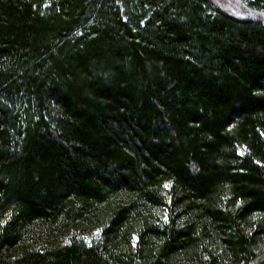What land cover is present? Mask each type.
<instances>
[{"label":"trees","instance_id":"obj_1","mask_svg":"<svg viewBox=\"0 0 264 264\" xmlns=\"http://www.w3.org/2000/svg\"><path fill=\"white\" fill-rule=\"evenodd\" d=\"M0 0V264H264V0Z\"/></svg>","mask_w":264,"mask_h":264},{"label":"rangeland","instance_id":"obj_2","mask_svg":"<svg viewBox=\"0 0 264 264\" xmlns=\"http://www.w3.org/2000/svg\"><path fill=\"white\" fill-rule=\"evenodd\" d=\"M219 6L226 10L240 12L239 2L237 0H214Z\"/></svg>","mask_w":264,"mask_h":264}]
</instances>
